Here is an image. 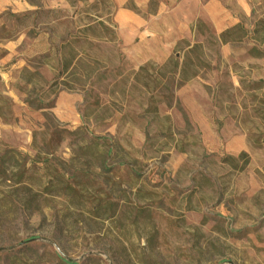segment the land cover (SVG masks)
I'll list each match as a JSON object with an SVG mask.
<instances>
[{"label": "rangeland", "instance_id": "374dc122", "mask_svg": "<svg viewBox=\"0 0 264 264\" xmlns=\"http://www.w3.org/2000/svg\"><path fill=\"white\" fill-rule=\"evenodd\" d=\"M0 264H264V0H0Z\"/></svg>", "mask_w": 264, "mask_h": 264}, {"label": "trees", "instance_id": "16d2710c", "mask_svg": "<svg viewBox=\"0 0 264 264\" xmlns=\"http://www.w3.org/2000/svg\"><path fill=\"white\" fill-rule=\"evenodd\" d=\"M99 2H104L105 0H97ZM97 24L100 27H104V22H97ZM92 27L91 25H86L82 32H86L91 30ZM242 32V34H241ZM244 30L239 26H235L231 29H227L224 32H222L219 35V39L221 43H228V42H235V41H240L241 39L244 38L243 35ZM185 43L184 40H179L173 50L171 55L160 65H151L150 62L145 63L143 66H140L139 72H144L146 71V68L149 66L153 67L154 72L147 77L148 81H152L154 83V87L149 93L151 98H154V94L158 87L164 82V80L167 78L169 75H177L180 79L182 80H189L197 76V71L193 70L190 75H187V67H186V62L182 61L179 62V58L176 57L177 54L184 53L185 56L190 55L193 53L197 46L194 45L192 47L189 46V43H186L185 47H181V45ZM254 52V50H252ZM259 54V53H257ZM186 59V57H185ZM71 62H66L63 65L64 70H67L71 66Z\"/></svg>", "mask_w": 264, "mask_h": 264}, {"label": "crops", "instance_id": "0c3cea01", "mask_svg": "<svg viewBox=\"0 0 264 264\" xmlns=\"http://www.w3.org/2000/svg\"><path fill=\"white\" fill-rule=\"evenodd\" d=\"M128 12H131L129 10H126ZM160 21H164V18L161 17H157L155 19L149 20V22L147 23V29H149V32L154 35V36H160V34H163L165 32L163 27H160L159 22ZM161 26H163V24H161ZM137 65H140L141 62H137Z\"/></svg>", "mask_w": 264, "mask_h": 264}]
</instances>
